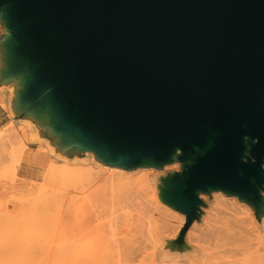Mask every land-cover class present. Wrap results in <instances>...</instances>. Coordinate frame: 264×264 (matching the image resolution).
<instances>
[{"label":"water","instance_id":"obj_1","mask_svg":"<svg viewBox=\"0 0 264 264\" xmlns=\"http://www.w3.org/2000/svg\"><path fill=\"white\" fill-rule=\"evenodd\" d=\"M0 26V85L21 118L48 115L62 152L181 163L158 184L186 214L173 247L200 193L264 216V0H0Z\"/></svg>","mask_w":264,"mask_h":264},{"label":"rangeland","instance_id":"obj_2","mask_svg":"<svg viewBox=\"0 0 264 264\" xmlns=\"http://www.w3.org/2000/svg\"><path fill=\"white\" fill-rule=\"evenodd\" d=\"M3 33L0 26V38ZM0 87L8 88L13 98V84ZM48 122L46 113L30 110L20 123L23 137L8 151L10 161L0 166V264H97L98 256L105 264L109 260L151 264L153 259L154 264L157 259L158 264H208L214 244L200 232L223 215L222 208L213 203L215 193L223 191L200 193L205 204L200 218L188 227L195 231L188 234L186 230L184 249L173 247L169 241L179 236L186 214L161 200L158 184L160 177L181 170V163L174 161L162 168L139 166L135 173H118L111 163L94 160L89 150L75 155L62 152L58 135L40 134L42 128L48 130ZM41 156L48 162L38 169L36 178L19 174L22 161L34 166ZM225 194L243 204L245 219L253 214L257 223L264 222L252 205ZM145 251L149 257L155 255L147 258Z\"/></svg>","mask_w":264,"mask_h":264},{"label":"bare ground","instance_id":"obj_3","mask_svg":"<svg viewBox=\"0 0 264 264\" xmlns=\"http://www.w3.org/2000/svg\"><path fill=\"white\" fill-rule=\"evenodd\" d=\"M89 154L96 161L106 162L97 157L95 152L93 151H90ZM57 164L58 163H55V166ZM112 165H114L115 171L118 173L129 174L140 171L139 166L134 168H127L121 165ZM43 191L44 189H42V192ZM215 199L216 201H213V203H215L218 208H222L223 215L217 216L208 226L207 230H205L204 232H200V234L210 239L214 244L213 251L208 257V264H264V222L261 221V224L257 223V221L254 219L253 214H250L249 218L246 217L245 219V215L242 216L241 210V206L243 204L233 200L231 197H227L224 192H216ZM219 222L223 224L218 225ZM180 224L181 221H179L178 225ZM188 230V234H193L195 231L193 227H190ZM214 248L220 250H214ZM148 252L149 251H147L146 254H148ZM152 255L154 256L155 254L152 253ZM149 256L150 254H148L146 257L148 258ZM153 256L149 258L152 259ZM143 258H145V256H143ZM100 259L102 258L98 256L97 264L103 263H100ZM151 259L149 261H151ZM153 260V263L150 262L151 264L155 263V259ZM111 262H113V260H109L110 264L114 263ZM115 263L117 264V262ZM158 263L160 262L157 259L156 264ZM192 263L194 264V261ZM103 264H105V262ZM161 264L163 263L161 262ZM179 264L182 263L180 262Z\"/></svg>","mask_w":264,"mask_h":264},{"label":"crops","instance_id":"obj_4","mask_svg":"<svg viewBox=\"0 0 264 264\" xmlns=\"http://www.w3.org/2000/svg\"><path fill=\"white\" fill-rule=\"evenodd\" d=\"M11 95V91L8 88L0 87V166L10 161L8 151L13 144H18L23 137L20 123L25 118H21L20 115L14 112ZM31 147L35 149L37 145L33 144ZM47 162L42 156L34 166L26 164L24 160L18 166V172L23 177L36 178L38 169L41 171L43 168L42 164L45 166Z\"/></svg>","mask_w":264,"mask_h":264}]
</instances>
